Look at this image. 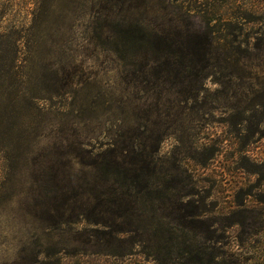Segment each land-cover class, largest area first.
Masks as SVG:
<instances>
[{
  "label": "rangeland",
  "instance_id": "rangeland-1",
  "mask_svg": "<svg viewBox=\"0 0 264 264\" xmlns=\"http://www.w3.org/2000/svg\"><path fill=\"white\" fill-rule=\"evenodd\" d=\"M0 264H264V0H0Z\"/></svg>",
  "mask_w": 264,
  "mask_h": 264
}]
</instances>
